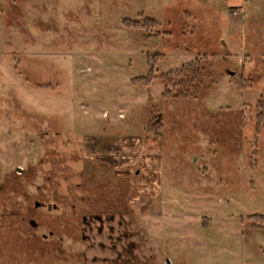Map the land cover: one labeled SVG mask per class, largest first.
Returning a JSON list of instances; mask_svg holds the SVG:
<instances>
[{"label":"rangeland","instance_id":"obj_1","mask_svg":"<svg viewBox=\"0 0 264 264\" xmlns=\"http://www.w3.org/2000/svg\"><path fill=\"white\" fill-rule=\"evenodd\" d=\"M0 264H264V0H0Z\"/></svg>","mask_w":264,"mask_h":264},{"label":"water","instance_id":"obj_2","mask_svg":"<svg viewBox=\"0 0 264 264\" xmlns=\"http://www.w3.org/2000/svg\"><path fill=\"white\" fill-rule=\"evenodd\" d=\"M35 203H36L37 205H39L41 202H40L39 200H36ZM48 207H49V208H52V204H48ZM30 222H31V224L34 225V226L38 224L37 220H35L34 218H31V219H30Z\"/></svg>","mask_w":264,"mask_h":264},{"label":"trees","instance_id":"obj_3","mask_svg":"<svg viewBox=\"0 0 264 264\" xmlns=\"http://www.w3.org/2000/svg\"><path fill=\"white\" fill-rule=\"evenodd\" d=\"M152 20V19H151ZM123 22H124V24H126V25H128V26H130V25H132V24H137L134 20L132 21V20H130V19H123ZM189 70V69H188Z\"/></svg>","mask_w":264,"mask_h":264},{"label":"flooded vegetation","instance_id":"obj_4","mask_svg":"<svg viewBox=\"0 0 264 264\" xmlns=\"http://www.w3.org/2000/svg\"><path fill=\"white\" fill-rule=\"evenodd\" d=\"M36 200H37V199H36ZM36 200H35V201H36ZM39 201L41 202L39 205H41L43 202H42L41 200H39ZM35 204H36V203H35ZM36 206H38V205L36 204ZM50 209H51V208H50Z\"/></svg>","mask_w":264,"mask_h":264}]
</instances>
